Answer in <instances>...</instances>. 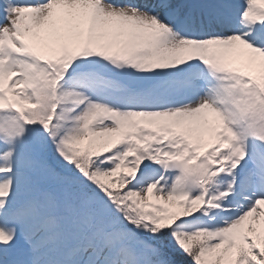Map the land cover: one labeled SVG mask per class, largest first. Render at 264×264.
<instances>
[{
	"label": "snow or ice",
	"instance_id": "6c2138e0",
	"mask_svg": "<svg viewBox=\"0 0 264 264\" xmlns=\"http://www.w3.org/2000/svg\"><path fill=\"white\" fill-rule=\"evenodd\" d=\"M0 264H264V0H0Z\"/></svg>",
	"mask_w": 264,
	"mask_h": 264
}]
</instances>
